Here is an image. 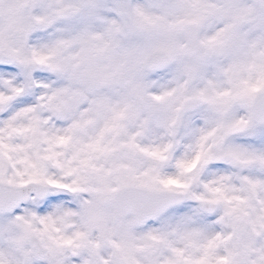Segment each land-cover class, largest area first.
Segmentation results:
<instances>
[{
	"label": "snow or ice",
	"instance_id": "6c2138e0",
	"mask_svg": "<svg viewBox=\"0 0 264 264\" xmlns=\"http://www.w3.org/2000/svg\"><path fill=\"white\" fill-rule=\"evenodd\" d=\"M0 264H264V0H0Z\"/></svg>",
	"mask_w": 264,
	"mask_h": 264
}]
</instances>
